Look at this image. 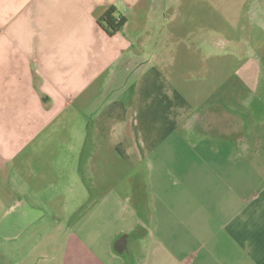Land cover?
<instances>
[{
	"label": "crops",
	"instance_id": "1",
	"mask_svg": "<svg viewBox=\"0 0 264 264\" xmlns=\"http://www.w3.org/2000/svg\"><path fill=\"white\" fill-rule=\"evenodd\" d=\"M184 8L0 0V264H264V40Z\"/></svg>",
	"mask_w": 264,
	"mask_h": 264
},
{
	"label": "rangeland",
	"instance_id": "2",
	"mask_svg": "<svg viewBox=\"0 0 264 264\" xmlns=\"http://www.w3.org/2000/svg\"><path fill=\"white\" fill-rule=\"evenodd\" d=\"M256 2L255 0H183L184 8V21L183 26H179V36H184L190 40V43L180 44V48L183 52L187 49L193 50L196 47V43L193 41L197 38L198 34H204L203 28L211 25L217 27L218 35L223 34L224 36L235 35V38L240 39L241 37L247 38V41H253L256 38L259 40H264V27L259 26V23L255 20L248 19L246 15L248 12L246 8L250 3ZM262 9L264 10V0H258ZM211 6V11L209 12L208 6ZM198 5V6H197ZM197 6L200 10L193 8ZM250 6V5H249ZM260 8V7H259ZM264 14V12H262ZM261 13V14H262ZM251 15L252 13L249 12ZM260 14V15H261ZM261 19L262 15L260 16ZM251 18V17H249ZM244 25V26H241ZM203 29L201 31H198ZM207 28V27H206ZM241 40V39H240ZM235 45V44H234ZM233 44L230 46L235 47ZM239 46L238 44H236ZM244 45H246L244 43ZM193 49H191V48ZM247 47V45H246ZM231 49V48H230ZM229 51V48L227 49ZM232 50V49H231ZM188 59L180 58L178 65V72L174 75L176 83L178 85L186 86L189 88L195 80V76L192 74L193 65L190 64ZM122 169L124 164L122 163ZM124 171V170H123ZM128 173V172H125ZM123 174V173H122ZM127 177L122 176L123 180H126ZM128 179V178H127ZM111 183V182H110ZM124 185V182H121ZM124 209L126 214L129 215V204H124ZM135 253L140 254V250H135L132 253L131 260L134 264H141L137 262ZM143 253V252H142ZM121 258L126 259L128 262L129 256H122ZM129 264V263H127Z\"/></svg>",
	"mask_w": 264,
	"mask_h": 264
},
{
	"label": "trees",
	"instance_id": "3",
	"mask_svg": "<svg viewBox=\"0 0 264 264\" xmlns=\"http://www.w3.org/2000/svg\"><path fill=\"white\" fill-rule=\"evenodd\" d=\"M125 22L126 17L123 15H116L114 7L109 8L98 18V24L109 35L116 34L124 26Z\"/></svg>",
	"mask_w": 264,
	"mask_h": 264
},
{
	"label": "water",
	"instance_id": "4",
	"mask_svg": "<svg viewBox=\"0 0 264 264\" xmlns=\"http://www.w3.org/2000/svg\"><path fill=\"white\" fill-rule=\"evenodd\" d=\"M120 252H123L122 250H119Z\"/></svg>",
	"mask_w": 264,
	"mask_h": 264
}]
</instances>
